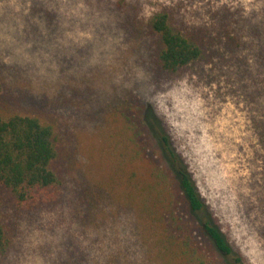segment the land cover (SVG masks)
Returning a JSON list of instances; mask_svg holds the SVG:
<instances>
[{
  "label": "rangeland",
  "instance_id": "rangeland-1",
  "mask_svg": "<svg viewBox=\"0 0 264 264\" xmlns=\"http://www.w3.org/2000/svg\"><path fill=\"white\" fill-rule=\"evenodd\" d=\"M118 2L0 0V114L54 125L61 180L58 200L33 208L0 186L12 239L0 264L162 263L119 170L128 101L162 115L234 256L264 264V0H124L129 12ZM160 9L195 37L247 45L235 54L211 35L218 51L165 71L148 24Z\"/></svg>",
  "mask_w": 264,
  "mask_h": 264
},
{
  "label": "trees",
  "instance_id": "trees-1",
  "mask_svg": "<svg viewBox=\"0 0 264 264\" xmlns=\"http://www.w3.org/2000/svg\"><path fill=\"white\" fill-rule=\"evenodd\" d=\"M118 5L129 12L124 0ZM173 17L172 10L160 9L148 21L158 36L156 56L163 70L176 72L201 59L205 49L218 51L210 43L215 34L205 31L204 37H195L176 26ZM213 38L235 54L247 45L245 38L237 36H229L226 42ZM117 122L123 146L119 170L132 204L150 224L160 264H241L243 258L234 256L233 246L213 219L187 157L174 143L162 115L151 105L128 101L118 108ZM257 127L264 145V123L258 122ZM58 140L54 125L37 115L0 114V186L9 189L19 208L58 200L61 180L52 167ZM11 242L0 200V260Z\"/></svg>",
  "mask_w": 264,
  "mask_h": 264
}]
</instances>
